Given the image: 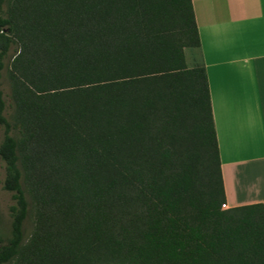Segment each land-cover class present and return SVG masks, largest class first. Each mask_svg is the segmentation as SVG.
<instances>
[{"label":"trees","instance_id":"1","mask_svg":"<svg viewBox=\"0 0 264 264\" xmlns=\"http://www.w3.org/2000/svg\"><path fill=\"white\" fill-rule=\"evenodd\" d=\"M187 48L191 0H0V264H264L263 204L221 208Z\"/></svg>","mask_w":264,"mask_h":264},{"label":"crops","instance_id":"2","mask_svg":"<svg viewBox=\"0 0 264 264\" xmlns=\"http://www.w3.org/2000/svg\"><path fill=\"white\" fill-rule=\"evenodd\" d=\"M225 204L264 206V0H191Z\"/></svg>","mask_w":264,"mask_h":264},{"label":"rangeland","instance_id":"3","mask_svg":"<svg viewBox=\"0 0 264 264\" xmlns=\"http://www.w3.org/2000/svg\"><path fill=\"white\" fill-rule=\"evenodd\" d=\"M4 8V7H3ZM185 60L187 66L191 67L195 64H199L200 57L196 49H185ZM10 57L13 55L10 52ZM1 90L3 92V97L5 102L9 103V81L7 77L6 69L1 73ZM2 137V131L0 129V140ZM4 178L3 164L0 161V240L5 239L8 236L10 218L8 214V207L12 204L11 195L2 189V181ZM31 231V222H29L25 227V238L28 237Z\"/></svg>","mask_w":264,"mask_h":264},{"label":"built area","instance_id":"4","mask_svg":"<svg viewBox=\"0 0 264 264\" xmlns=\"http://www.w3.org/2000/svg\"><path fill=\"white\" fill-rule=\"evenodd\" d=\"M221 208H222V209H227L228 207L226 206V204H222V205H221Z\"/></svg>","mask_w":264,"mask_h":264}]
</instances>
